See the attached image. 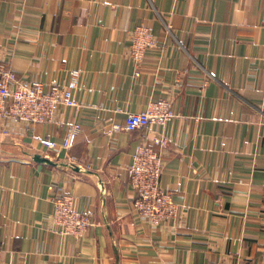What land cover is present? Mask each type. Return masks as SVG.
Returning <instances> with one entry per match:
<instances>
[{
  "label": "crops",
  "instance_id": "obj_1",
  "mask_svg": "<svg viewBox=\"0 0 264 264\" xmlns=\"http://www.w3.org/2000/svg\"><path fill=\"white\" fill-rule=\"evenodd\" d=\"M139 24L157 45L137 69ZM0 59L46 90L80 72L83 105L61 109L62 126L0 132V264H264V0H0ZM159 99L177 115L165 129L113 131ZM73 123L71 150L40 145ZM161 133L180 213L152 228L128 169ZM50 186L92 214L83 239L53 232Z\"/></svg>",
  "mask_w": 264,
  "mask_h": 264
},
{
  "label": "built area",
  "instance_id": "obj_2",
  "mask_svg": "<svg viewBox=\"0 0 264 264\" xmlns=\"http://www.w3.org/2000/svg\"><path fill=\"white\" fill-rule=\"evenodd\" d=\"M128 57L139 69L148 50L157 45V39L146 25H136L130 32ZM139 71L136 75L139 76ZM178 77L176 85L182 87ZM80 86V72L72 71L67 84L59 85L55 81L45 85L37 81L20 80L9 62L0 59V132L8 135L18 128L32 130L36 125H64L59 117L63 108L80 111L83 108L75 98ZM170 99L150 101L144 110L127 113L122 125H113L114 132L165 129L176 118V112ZM63 141L58 143L49 138L39 141L45 149L69 151L75 137L82 132L80 123L65 125ZM168 138L158 134L147 143L142 141L136 148L132 166L128 169L131 190L134 193L133 212L148 226L159 228L175 221L180 213L174 193L164 191L161 178L165 168L164 150ZM53 206V232L62 237L81 240L94 226L92 214L79 211L76 198L63 189L50 186ZM1 252V250H0ZM211 264H230L216 261Z\"/></svg>",
  "mask_w": 264,
  "mask_h": 264
}]
</instances>
